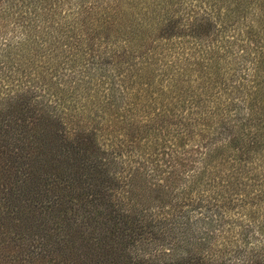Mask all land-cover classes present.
Listing matches in <instances>:
<instances>
[{
	"label": "trees",
	"instance_id": "trees-1",
	"mask_svg": "<svg viewBox=\"0 0 264 264\" xmlns=\"http://www.w3.org/2000/svg\"><path fill=\"white\" fill-rule=\"evenodd\" d=\"M20 1L0 0L6 264H264V0Z\"/></svg>",
	"mask_w": 264,
	"mask_h": 264
},
{
	"label": "rangeland",
	"instance_id": "rangeland-1",
	"mask_svg": "<svg viewBox=\"0 0 264 264\" xmlns=\"http://www.w3.org/2000/svg\"><path fill=\"white\" fill-rule=\"evenodd\" d=\"M25 1V0H24ZM189 0H183L182 2H181V7H179V11L181 12L182 11V13H183V11H184V13L183 14H185V13H188V10H189V4H187V2H188ZM204 0H195V2H194V4L193 5H195V6H197L198 4H200V2H203ZM206 1V0H205ZM20 2H22V0L20 1ZM19 2V5L21 4ZM210 4V3H209ZM214 4V3H213ZM215 4H216V6H218V5H222V20H223V18L225 17V13H224V11L226 10V5L228 4L227 2H225V1H219L218 3L217 2H215ZM215 7V6H214ZM186 8V9H185ZM185 9V10H184ZM22 11H24V9H22ZM181 13V14H182ZM237 16V15H236ZM30 17H32V15L30 16ZM252 17H256L255 16V14H253L252 12L251 13H247V14H240V18L238 19V20H231V23H233V27H230V28H234V27H236L237 25H241V23H243V22H245V23H243L244 24V26H248L249 24H253L254 22H255V19L254 18H252ZM237 17H235V19H236ZM11 22H14L15 23V20H13V19H9ZM225 20V19H224ZM10 21L9 22H7V24H9V25H7L8 27L6 28L7 30H9L12 26H11V24L12 23H10ZM23 22V23H22ZM28 23V21H27V19H23V20H18V23L17 24H20V25H17V24H15V32H17V34H16V36H19L18 38H21V36H22V38H24L26 35H28L27 33H26V31L27 30H30V25H28L27 24ZM13 25V24H12ZM226 25V23L224 24V26ZM17 26V27H16ZM14 27H12V28H14ZM5 31V28H1L0 29V36L1 37H3L4 36V32ZM15 32H13V33H15ZM229 31L228 30H226V33L225 34H229V35H232L230 32L228 33ZM12 33V34H13ZM225 34H221V33H219V34H217V31H215V32H213L212 34H211V36L209 37V39H210V41H209V43L208 44H203V46H211V48H222L221 47V42L222 41H220V39H222L224 42H226V40H228L227 42H226V44H228L229 42H231L232 41V39L233 38H235L236 37V35H234L233 36V38H230L229 37V39H227V35H225ZM33 35V34H32ZM31 37V36H30ZM31 40H33V38L31 37ZM185 40H188V38H182V37H179V39H175V46H174V48L176 49V48H178V46H183V44L182 43H180V42H184V45H185V47H187V49L186 50H189V51H193V50H195V47H197V49H203V48H205V47H202V48H200L199 47V45H193L191 42L192 41H185ZM208 40V39H207ZM211 42V43H210ZM180 44V45H179ZM225 44V45H226ZM237 45H238V43H237ZM37 46H38V43H35L34 44V48L36 49L37 48ZM44 47V49H46V46H43ZM42 47V48H43ZM148 47V46H147ZM150 48V47H149ZM235 48H237V46H235ZM38 51H35V50H32V51H30V52H27L26 53V57H24L25 58V60L27 59L28 61H30V62H32V64H33V68L35 69H32L33 70V72L35 73V71L37 70V71H40L39 73V75L38 74H35V76H38V77H42V76H45L46 75V72L49 70V68L50 67H52L54 64H55V59H54V57H50L49 59H48V56H46L44 53H38ZM147 54V53H146ZM37 55H40V56H37ZM48 55V54H47ZM33 56V57H32ZM46 60V61H45ZM121 61H119L118 63H117V61L114 63V65H115V67L117 68L116 69V71L118 70V66H121V67H124V64H122V63H120ZM50 65V66H49ZM5 72H7V70H4ZM14 68H9V74L12 76V74L14 73ZM14 78V77H13ZM227 167V166H226ZM240 170V169H239ZM3 192V191H2ZM0 256L3 258L2 259V262H3V264H6V262H7V251L5 250V249H3L2 250V252L0 253Z\"/></svg>",
	"mask_w": 264,
	"mask_h": 264
}]
</instances>
